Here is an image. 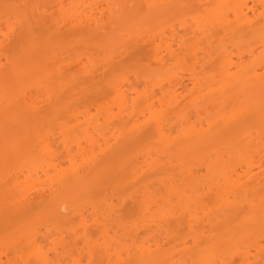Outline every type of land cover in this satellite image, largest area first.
<instances>
[{
	"label": "bare ground",
	"instance_id": "6f19581e",
	"mask_svg": "<svg viewBox=\"0 0 264 264\" xmlns=\"http://www.w3.org/2000/svg\"><path fill=\"white\" fill-rule=\"evenodd\" d=\"M43 1L46 2V0H42L40 5L29 7L30 14H23V19L20 18L22 27L20 26L19 31H13L12 29L9 35H5L8 39L9 37L16 38L15 48L25 47L32 26H41L45 24V21L53 20L54 17L56 18L54 19L55 38H57L56 40L59 43L77 34L85 36L92 34L91 38H93V34L96 35L95 32H97V35L94 36L96 38L103 31L105 19L108 15L111 18L119 16L124 19L122 18L124 16L120 14L129 8L126 1L111 0L109 12L106 14L101 9V5L98 6L97 2H95L97 3L96 6L94 0L93 2L92 0H53L52 3L55 1V7L45 10L46 7H43L45 2ZM150 1L136 0V8L142 9L144 6L158 19L166 18L171 14L170 12L174 7L179 8L177 10L184 9L183 5L189 1H196L201 9L208 4H214V9L204 10L203 15L192 18L195 21L194 24L184 21L179 23V29L174 26L171 27V32L165 29L158 34L154 30H146L145 34L142 32V38L138 42L141 44L135 47L144 49L143 51H153L154 54L151 58L152 67L160 70L161 73L156 74L155 77L149 76L146 81L147 85L151 86L146 91L144 89L141 93L139 88L134 87L135 85L132 86L133 83L129 84L130 81L128 82V80L119 81L110 87V89L113 88L111 91H113L114 102L117 104L119 113L114 114L113 108L111 109L104 117L107 124L106 127L99 125V121H97L98 123H93L92 118L87 117L91 114L88 111L85 113L86 115L80 112L81 117L77 113L75 115L71 110L65 111L61 114L62 116L56 118L57 121L65 122L64 120L66 119L67 123L73 124V126L68 125L67 131L63 132V135L65 134L64 136H66L63 147L65 153L68 154L66 159L71 164L68 170L62 169V163L58 161L61 157L59 153L61 147H58L57 151L56 149L54 150L56 142L54 143L52 139H54L55 134L44 136L37 130L36 133L31 134L32 136L30 135L34 122L36 120L39 121L40 116L37 115L38 110H36L35 100L32 101L33 97H30L31 94L29 95L30 92L28 90L33 89L38 95L42 94L50 102L52 100L58 101L61 98L60 95L58 96V94H61L58 92L61 88L59 85L56 87L54 85L55 83L57 84L58 80L64 78L62 67L53 66V68H57V70L54 69L53 71V69L41 66L36 60L41 54L52 51L55 54L52 57V64H54L57 58L56 45L50 39L42 49L41 47L35 48L32 46L28 49H23V56L19 57L21 60L17 58L9 60L11 66L9 71L6 72L7 74L5 73L4 81L0 78V122L9 123V127L0 124V138L6 135V129H8V132L9 130L10 132L13 131V135H9L13 142L0 143V188H5V191H0V248L4 249L3 252L5 254L3 255H7L6 250L11 249L8 252L17 251V254L15 253L16 256H21L20 259H22L24 264H54L52 257H50V252L43 251L46 244L42 239L46 236L42 232L43 229H40L41 227L38 228L39 225L36 227V225L32 224L33 219H29L30 211L35 208V204L39 200H49V205L52 206L50 209H53L48 211L50 212L48 214L46 211L44 213H46L48 219V216H50V220L53 219L51 221L58 224L54 223L56 227L61 228L60 223L63 220L64 226L65 219L67 221V218L74 214L82 218L83 227H87L89 223L84 217L85 213L77 210L79 206H76L80 199L77 188L84 184L83 180L85 177L83 175L86 172L84 168L92 169L99 163L100 159L107 157L115 150L127 136L128 139L129 137L134 139L135 136L142 133L147 125L154 132L155 149L158 148V152L169 157V163H165L162 158V160L154 159L152 157L153 154L148 152V154L146 153L143 156L146 158H143L145 165L137 166L134 158H132L133 161L125 163L121 168L119 167L118 169L120 170L122 167L124 169L118 172L121 175L119 180L122 181V184L124 182L129 183L133 188H131L133 190L132 195L129 198L127 197L128 199L122 198L123 201L139 199L141 213H144L145 218L146 216H151L153 219L150 220L151 222L149 221V224H152L149 227L148 221L146 223L147 219L144 218L145 221L134 223L135 225L133 224V227H131L132 230L124 227V241L132 239L133 244L131 246L133 247L131 248L130 246L126 247V244L123 245V243L112 247L106 241L102 244L97 241L92 245L90 244L91 237H88L86 249L89 250L90 257L92 256L94 260V258L96 259L99 256L97 259H103V262L100 260L101 264H234V260L237 258H241L244 264H254L252 261V249H256L260 255H263L264 188L259 187L264 183V156L258 159V156L256 158L255 155L260 152L259 149H264V138H262L264 134V0H170V3H168V0H160L161 4L157 2L151 3ZM204 2H207V4H204ZM117 8L119 11H117ZM44 10L46 12H52L53 10V14L50 16L51 13L46 14ZM44 13L46 14L45 17L43 16L45 15ZM195 24L198 26L197 29H195ZM165 31L169 33L167 34ZM0 32H3L2 29ZM124 35L127 36L123 37ZM137 38L138 36H136L134 29L124 32L120 36L121 40L126 41L136 40ZM126 44L129 45L130 43L126 42L123 46L128 49ZM2 46L3 41L0 42V48ZM107 48L108 46L104 45L100 47V49L104 50V53ZM109 48L112 49L111 47ZM122 48H113L109 52L110 56L106 57L109 59L107 65H112L116 59H121L124 56L123 54L127 53ZM115 51H119V53L115 55ZM235 51H237V54ZM185 58L191 60L189 68L190 78L187 84L183 77V79L178 80L176 79L178 78L177 76L175 78L164 76L167 73V69L170 68V64L181 65L187 61ZM246 58L247 60H245ZM81 60L83 59L79 60L78 65L76 64L77 68L76 70L73 69V72L77 71L79 76L82 74L80 77L83 79H92V82L96 81L97 77L95 74L99 70L93 71L89 69L91 66L88 67L84 63L85 61ZM2 62L0 58V70L3 67ZM105 62L107 63L106 60ZM217 62L218 66L215 67V70L208 71V68ZM71 64H73V61ZM198 69L202 70L199 71ZM197 70L202 73H198ZM27 79H31L32 83H29ZM7 82L10 83L8 84ZM190 86L192 87L190 88ZM194 91L198 93L196 106L199 105L200 99H203V103H207L206 109H208L211 116L209 126L217 130L215 136L228 137L229 140L227 139V141L223 142L227 149H236L235 142H238V140L240 142L242 138L244 146L243 153L239 155V159L247 168L245 173L243 172L244 175H240L241 173L235 167L237 166L235 165L237 162L235 156H231V164H228L217 152L215 160L209 165L204 166V161L200 163L197 162L198 160L193 161V163L197 164L189 163L190 158L194 156H191V154L200 146H206L210 142L204 123H200L201 120L197 119L194 114H186L183 111L187 98L186 94H193L195 93ZM160 96H163V98H159ZM204 105L203 107H206V104ZM139 106H143L141 112L136 111ZM166 110H169L168 112L172 110L174 114L180 111L177 114L179 118L178 125L181 124L183 139L182 135H180L181 138H173V131L172 128H169L170 124L166 117ZM70 113L71 115H69ZM83 117H85L84 123L81 122ZM113 124L115 126L118 124L119 126L115 132H113V129L110 130V126ZM253 128L259 133L257 139L254 138L255 132L252 131ZM75 129L76 131L78 129L77 132L81 131V129L82 131L84 130V135L81 134L83 137L80 136V138L84 141L87 140L88 142H86L90 144L92 149H83V141L81 140L80 142V138L74 139L72 137L73 132L71 130ZM19 130L22 131L24 138H26L24 142H21V145L17 144L20 138L15 134ZM95 134L96 136L98 135V138H96ZM50 136L53 137L51 138ZM71 143L73 147L74 145L78 146L81 152H79V156L73 155L74 151L73 147L70 146ZM9 155H13L16 162L25 160L23 165L12 169L13 172L18 169L16 173H13L8 168L1 170L2 166L8 165L4 161ZM187 157H189V160ZM79 158L82 160L79 161ZM83 158L85 161H83ZM174 162H177L180 168L173 166ZM82 163L85 164L81 166ZM169 166L172 172L167 174L166 171ZM201 166L206 167L205 169L209 170L211 175L206 185L202 186V189L204 191L208 189L210 193H214L215 208L217 213L221 215L207 212L205 206L201 205L203 195L200 194L201 191L197 182V174L203 171ZM144 169L154 171L157 177L160 175L159 178H161H158L157 182L160 188L162 187L161 190L152 188L151 184H142L144 180L141 178V174L146 172ZM239 169L243 168L240 167ZM176 170H181L184 175L189 173V183L186 184L185 181L182 183L184 186L183 191H180L177 185ZM51 172H55V175L52 176ZM161 172L162 174H160ZM40 174L42 178H47V180L45 178V182H40ZM10 175L13 176L10 178ZM25 187L27 190L24 189ZM73 190H75L73 199L64 198L65 193L68 194ZM164 192L166 195H161ZM167 197L169 200L166 199ZM173 199L178 204H175ZM158 203H163L166 208L160 209V206V214L154 215L151 210L153 204H157L156 207H159L160 204ZM106 206L105 213H101V207L93 206V209L97 216V219L94 220V225L101 226V233L107 239L109 232L106 230L107 226L101 221L103 219L106 222L109 221L116 214L118 205L106 202ZM200 209L203 210L204 217H199ZM147 211H151L154 216ZM232 211H240L237 215H241V217H238L240 219L234 225L232 233H228V236L223 238L225 233H222L221 230L224 222L221 217L227 218ZM145 212H147V215ZM40 216L42 217V215ZM183 216L186 220L179 227H184L188 230L191 237V240H183L180 244L181 247L183 245L182 251L184 250L187 253L183 251L188 256L187 260H184L183 256L185 255L182 254L181 256L180 253L182 251H178L179 253L173 250L171 252L167 251V253L164 252L162 238L158 236L160 227L158 228L159 225H155L159 221L164 223L162 224L163 226L166 224V227L167 223L171 222L170 220L178 221ZM24 217L27 218L23 220ZM151 217L149 218L151 219ZM40 218L38 220L39 223ZM142 223L146 225L140 226ZM152 225L157 227L153 228ZM146 226L149 229L152 226L149 231L153 230V233H150L151 236L148 233L149 237L146 235L143 239L144 241L141 240L140 242L139 238L136 237L137 234L134 236L133 234L140 228H146ZM205 228H208L206 232H204ZM170 229V227L166 228V230ZM206 233L208 235L205 237ZM78 234L75 230V241L69 246V250L66 249L68 245L64 244L65 241L60 242L58 245L61 244L62 247H56V250L61 247V249H64L63 254L65 249L66 253L71 250L77 251L79 240L76 237H78ZM204 238L207 239V246L198 251H193V247L200 246ZM180 245L178 246L180 247ZM219 246L224 251H220ZM242 249H246V251L243 252ZM58 251H56L57 254H59ZM72 251L71 255L74 253ZM82 259H77L76 262L74 259V264H83L84 260L82 261ZM2 260L0 258V264H4ZM261 262L258 263L260 264Z\"/></svg>",
	"mask_w": 264,
	"mask_h": 264
},
{
	"label": "rangeland",
	"instance_id": "374dc122",
	"mask_svg": "<svg viewBox=\"0 0 264 264\" xmlns=\"http://www.w3.org/2000/svg\"><path fill=\"white\" fill-rule=\"evenodd\" d=\"M52 1L53 0H49V1L46 0L47 4L45 1H43V2H45V4L43 3L44 4L43 7H46V9L44 8L45 10L50 9L52 7H55L54 5H56V4H54V3L56 0L54 1V3H52ZM120 1H126V4H128V6H129V8L124 13L120 14V15L124 16V17H122L124 19H121L119 16H116V18L112 17V18H114V19H112L110 15H108V16L106 15L107 18L105 19L104 29H102L103 31H101V32L99 31L100 33L98 34V37H96V38L94 36L97 35V32H95L96 35L93 34L94 35L93 38H91L92 34L86 35V36L77 34V35H73L68 40L67 39L64 40L65 43L64 42L59 43V41L56 40L57 38H55L56 37V30H55V25H54V23H55L54 19H56V18L54 17L53 20H51V21L47 20V22L45 21V24H43L41 26H32V30L30 32L29 39L26 41L25 47L20 48L21 47L20 46V47L15 48V39L16 38H13V37L10 38L9 37V39H8V37L6 38L5 35H9L11 33L12 29H13V31H15V30L19 31L20 28L22 27L20 25V24H22V20L20 18H22L23 14H30L31 11H29V7H32L34 5H40V3H42V0H0V25H1L0 27L3 31V32H0V40L3 41V46L0 48V58L3 61L2 62L3 67H2V70H0L1 80L5 79L4 78L5 73L7 71H9V68L11 66L9 60H11L13 58H17V59L21 60V58H19V57L23 56V53H22L23 49H25V48L28 49L31 46L35 47V48L41 47V49H42L44 47V45L46 44V42L50 41V39H51V41L54 42V44L57 47V50H56L57 58H56V62L54 64H52V57L55 54L52 51L51 52H45V53L41 54L40 56H38L36 58V60H38V62L41 66H45V67H48L50 69H53V71H54V69L57 70V68H53V66L54 67H56V66L62 67V69H63L62 72L64 73V78L62 80H58L57 84L55 83V85H54V87L59 85V87L61 88L58 91L61 93V94H58V96L60 95L61 98L59 97L60 99H58V101L52 100L53 102L52 101L50 102L42 94L38 95L33 89L28 90L30 92L29 95L31 94L30 97L31 98L33 97L32 101L35 100L34 103L36 105V110H38L37 115L40 116V120L39 121L36 120L34 122L33 128L31 129V132H30V135L31 134L33 135L34 133H36L37 130H39L41 132V134H43L44 136L55 134L54 139H52L54 141V143L56 142L55 143L56 145H54L55 146L54 150L56 149V151H57V148L61 147V150H59L61 157L58 161L62 163L61 166H63L62 169H64V170L70 169L71 164H70V161L68 159H66L68 154L65 153V150L63 147V145H64L63 143H64V140L66 137V136H64L65 134L63 135V132L67 131L66 128L68 125L73 126V124L67 123L66 119L64 120L65 122L57 121L56 118L62 116L61 114L64 113L65 111L67 112V111L71 110L72 112H74L75 115H76V113L78 115L80 112H81V114L83 113L84 115H86L85 113L88 111L91 114H90V116L88 115L87 117H91L93 123L94 122L98 123L97 121H99V123H98L99 125L106 127L107 124L105 123L106 121L104 120V117H106V115L111 111V109L113 108L112 110L114 111V114L119 113L118 108H117V104H116V102H114L115 97L113 95V91H111L113 88L110 89V87H112L113 85H115L119 81H122V80L127 81L128 80V82L130 81L129 84L133 83L132 86L135 85L134 87L139 88V91L141 93L144 89L146 91L147 88L149 89L151 86L149 84L147 85V81H146V80H148L149 76L155 77L156 74L161 73L160 70L154 69L152 67V59L151 58H152L154 52L153 51H143L144 49H139V48L135 47L136 45L141 44L138 42L142 38V36H141V35H143L142 32H144V34H145L146 30H149V31L154 30V32L158 34L162 30L164 31V29L171 32V30H170V29H172L171 27L174 26L175 28L179 29V26H180L179 23H182L184 21H189L190 23L194 24L195 21L192 18H196V17L203 15L204 10L214 9V4H208L203 9H201L200 6L198 7V3L196 1H189V2H186L185 4L183 3L184 5L182 4L184 6V9L181 8L182 10H177L179 8L174 7V8H172V11L170 12L171 14H169L166 18L163 17L162 19H158L156 16L151 14V11L148 10V8H145L144 6L142 9L136 8V0H120ZM50 2H51V4H50ZM92 2H93V0H92ZM95 2L98 3V6L101 5L100 6L101 9H103V11L106 12V14H108L109 4L112 2L111 0H96V1L94 0V3ZM150 2L151 3L157 2L158 4H161L160 0H151ZM170 2L171 1L168 0V3H170ZM97 3H95L96 6H97ZM204 4H207V2H204ZM101 9H100V11H101ZM45 10H44V12L46 14L51 13L50 16L53 14V10H52V12L51 11L46 12ZM23 11L26 13H24ZM117 11H119L118 8H117ZM46 14L43 16L45 17ZM56 16H58V15H56ZM197 27L198 26L195 24V29H197ZM1 29H0V31H1ZM49 29H50V31H49ZM132 29H134V32H136V36H138V38L136 40L126 41V40L120 39V36L123 35L124 32H127V31L132 30ZM165 32L167 34L169 33L167 31H165ZM125 36H127V35H124L123 37H125ZM117 39H119V40H117ZM126 42L128 44L130 43L129 45L126 44L127 46L125 45L126 48L128 47V49H125V47H123ZM102 45H104L106 47L108 46V48L105 49L106 54L111 52V50L113 48L119 49L122 47H123L122 50H126L127 53L123 54L124 56H122L121 59H116L112 65H107L109 63V61H108L109 59L106 57H109L110 53L107 54V56H106V54L104 53V50H103L104 48L100 49V47ZM109 47H111L112 49H110ZM114 50H116V49H114ZM120 52H121V49H120ZM235 52L237 54V51H235ZM114 53L116 55L117 53H119V51L118 52L115 51ZM91 57H92V60H91ZM80 59H83L85 61L84 63L87 64L88 67L91 66V68H89V69H92L93 71L99 70L97 73L95 72L97 74V75L95 74V76L97 77L96 81L92 82L91 81L92 79L91 80L90 79H83L82 77H80L82 74L79 76L77 71L73 72L74 71L73 69L76 70V68H77L76 66L78 65L77 63L79 62ZM185 59H187V61L181 65L175 66V64H173V63L170 64V68L167 69V73H165L164 76L167 78H175L177 76L178 78H176V79H178V80H181L184 78L185 83L187 84L189 81L188 79L190 78L189 68L191 66V60L189 58H185ZM188 59H189V61H188ZM83 60H81V61H83ZM105 60L107 61V63L105 62ZM245 60H247V58ZM72 61H73V64H71ZM94 63H95V65H94ZM96 64H98V65H96ZM216 66H218V62L215 63L214 65L210 66L208 68V71L215 70ZM198 70L201 71L202 69H198ZM198 70H197V72H198ZM2 73H3V78H2ZM198 73H202V72H198ZM84 78H86V77H84ZM6 79L8 80V78H6ZM27 81L29 83H32L31 79L30 80L27 79ZM157 81H159V80H157ZM7 83L9 84L10 82H7ZM62 87L64 88V90ZM191 87L192 86H190V88ZM133 89H135V88H133ZM61 90H62V92H61ZM186 96H187L186 101H185V107L186 108L184 107L185 110L183 109V111H185L186 114H189V113L194 114V116L197 117V119L201 120L200 123L201 122L204 123L205 131L208 132V137L210 140V142L206 146L202 145L199 148L197 147L198 149L196 151H194L193 154H191V156L194 155L190 158L191 160H189V157H187V159L189 160V163L191 162L192 164H194L195 162L193 163V161L198 160L197 162H200V163H201V161L202 162L204 161V163H203L204 166L209 165V164H211L212 161L215 160L216 152H217V154L219 153V155H221L224 158L223 160L228 164H231V160H230L231 156H235L237 159V162L235 164L237 166H235V167L238 169V172L241 173V174L240 173L239 174L242 175L243 172L245 173V170L247 169L246 165H244L242 163V161H240V159H239V155H241L243 153L244 142H243L242 138H241L240 142H239V140H238V142H235L236 149H234V150L227 149L226 145L223 142L227 141L228 137L227 136H224V137L215 136L217 134V130L212 129V127L209 126L211 116L208 112V109H206L207 103H203V99H200L199 105L196 106V103H197L196 101L198 98L197 91L193 94H189V95L186 94ZM134 97H135V95H134ZM159 98H163V96H160ZM204 104H206V107H203ZM142 110H143V106L142 107L139 106L138 109H136V111H138V112H141ZM168 111L169 110H166V112H167L166 117L169 120L168 121V123L170 124L169 128H172L173 138L174 139H177L178 137L181 138L180 135H182V139H183L184 136H183V132L181 130L182 127L180 126L181 124L178 125L179 118H178L177 114H179L180 111L177 114H174V112L172 110H170V112H168ZM71 113L69 115H71ZM210 113H214V112H210ZM183 114H184V112H183ZM79 116H80V114H79ZM147 117H149V116L147 115ZM148 120H147V122H148ZM81 122L82 123L85 122V117H83V119H81ZM0 124L4 125L6 127H9V123H7V122H0ZM95 125H97V124H95ZM110 127H111L110 130L113 129V132H115L117 130L116 129L117 127L119 128L118 124L116 126L113 124ZM102 129H100V130H102ZM6 131H7L5 133L6 135H3L0 138V143L13 142V140L10 139L11 137L9 136V135H13L12 134L13 131L10 132V130H9L10 134L8 132V129H6ZM71 131L73 132L72 133L73 135L72 134L71 135H72V137H74V139L80 138V136L83 137L82 135H84V133H83L84 130L82 131V129L79 132H77L78 129H77V131H76V129L71 130ZM252 131L255 132L254 138L257 139L259 137V133L256 132L255 128H253ZM15 134H17L20 138V139H18L17 144L21 145V142H24V140L26 138H24L21 130L15 132ZM95 136H96V134H95ZM97 136H96V138H98ZM262 138H264V134L262 135ZM81 140L83 141L82 144L84 143L82 145L83 149H86V150L92 149L90 144L87 143L88 142L87 140H86L87 141L86 142L80 138V142H81ZM155 141L156 140H155L154 132L152 130H150L149 125H147L144 128V130L142 131V133L139 134L138 136H135L134 139L130 138V137L128 139V136H127V138H125V140H123V142L120 145H118L115 148V150H113L107 157L100 159L99 163L97 165H95L94 167H92V169H89L88 167H85V168L83 167L86 171V172H84V175H83L85 177L83 180L84 184H81L77 188L78 189L77 192L80 195V199L76 203V206H79L77 210H80L81 212L83 211L85 213L84 217L88 221L87 223H89L87 225L88 228L85 227L87 230L83 227V225L81 223L82 218L78 217V215H75V214L73 216H69V218H67V221L65 219L64 226H63V222H64V220H63L62 223H60L61 228L56 227L55 224H57V223L54 221H51L53 219L50 220V218H51L50 216H48L49 217V219H48L46 213H44L46 211L48 214V213H50L48 211H52V209H53V208L50 209L52 206L49 205L50 204L49 200H39L37 202V204H35L36 206L34 205L36 209L33 206L34 209H32V210H34V211L31 210L33 213L30 211V215H29L30 218L28 217V215H27V217L31 220L33 219L32 224L36 225V227L39 225L38 228L41 227L40 229H43L42 232L47 237V238L45 237L44 239H42V241H45V244H46V246L44 244L45 247H44L43 251L44 252L45 251L50 252L49 254L51 255L50 257H52L54 264H60V263L61 264H74L73 260L75 259V262H76L77 259H80V258H83L82 259V261L84 260L83 264H101L100 260L102 261L103 259H100V258L97 259L99 257L98 256V257H96V259L94 258V260H93L92 256L90 257V255H89V250L86 249V243L88 242V240H87L88 237H91L90 244H92V245L95 244L97 241L99 244L105 243V241H106L107 244L112 245V247H115L117 244L122 245V243H123V245L126 244V247L130 246V248H131V247H133V246H131L133 244L132 239L131 240L128 239L129 241H124L125 240L124 236H123L124 235V233H123L124 227H125V229L129 230V229H131V227H133L132 225L134 223L137 224L139 222H142V220L145 221V219H147L146 223L148 221L147 224L150 227V224H152V223L149 224V221L152 220L153 218L151 216H149V217H151V219L148 216H146V218H145L143 215L144 213H141L142 210H141L140 202L138 201L139 199H134V200L129 199L126 202L123 201V199H128L129 196L132 195V191H133L132 189L133 188L130 186L129 183L124 182L122 184V181L119 180V178L121 176L119 174V172H121L122 169H124V168L122 167L121 170L118 168L119 167L121 168L122 165L124 166L125 163H129V161L130 162L133 161L132 158H134L135 162L137 163V166L145 165L143 163L144 162L143 156L146 155V153L148 154V152L153 154L152 157L154 159H161L162 158V159H164L163 161L165 163H167L169 161V157H167L164 154L162 155V153L158 152L157 151L158 148L155 149V147H156ZM76 142H77V140H76ZM68 143H70V142H68ZM186 144L188 145V143H186ZM52 145H53V143H52ZM70 146H72V143ZM9 149H11V148H9ZM72 149L74 151V153L72 152L73 155H78V156L80 155L81 152L79 151L78 146L74 145V147ZM259 151L260 152L256 153L257 155H255L256 158L258 156V159H260L262 156H264V149L263 148H262V150L259 149ZM86 157L88 158V156H86ZM144 159H146V158H144ZM81 160L82 159H80L79 161H81ZM83 161H85V159ZM4 162L7 163L8 165L2 166L1 170H5L6 168L12 170V169H15L16 167H19V165H23L25 160H22L20 162H16L15 157L13 155H9L8 158L6 159V161H4ZM83 164H85V163H82L81 166H83ZM195 164H197V163H195ZM200 165H202V164H200ZM173 166H176V168H180V165L177 162H174ZM240 167H242L243 169H239ZM86 168H88V169H86ZM144 168H145V166H144ZM205 168L206 167H202L203 171H200L197 174L198 188H200V191H201L200 194L203 195V199H202L203 202L201 203V205L205 206L207 212H212L213 214L221 215L220 213H217V210L215 208L216 202H215L214 193L213 192L210 193V191L208 189L206 191H204L202 189V186L206 185V183L208 182V180L210 179V176H211L210 171L205 169ZM168 169L166 171L167 174L172 172V170L170 169V166ZM145 171H146L145 174H143V173L141 174V178L144 180V182L142 184H144V183L145 184H151L152 188H154V189L158 188L161 190L162 187L160 188L159 183L157 182L158 181L157 179L159 178L160 175L158 174L159 176L157 177V175L154 171L153 172L148 171V170H145ZM12 172H13V170H12ZM16 172H18V169L16 170ZM16 172H13V173H16ZM51 173H52L51 174L52 176L55 175L54 174L55 172H51ZM165 173H163V174H165ZM41 174L44 176L43 173H41ZM41 174H40V176H41ZM117 174H119V175H117ZM160 174H162V172ZM175 174L177 175L176 179L178 180L177 185L179 186V190L183 191L184 186L182 185V183L184 181L186 184L189 183V178H188L189 173H186L184 175V173H182L181 170H176ZM11 176H13V175H10V178H11ZM10 178L8 177V179H10ZM45 178L46 177L42 178V176H41L39 178V179H41L40 182L41 181L45 182ZM35 179H37V177H35ZM46 180H47V178H46ZM36 184H38V183H36ZM261 187L264 188V183L259 188H261ZM24 189H26V187ZM0 191L1 192L5 191V188L1 187ZM74 191L75 190H73L72 192L69 191L70 193H68V191H67L68 194L65 193L66 196L64 195V198L66 197L69 199H73ZM129 193H131V194H129ZM161 195H166V194L164 192V194L161 193ZM125 196H126V198H124ZM166 199L169 200L168 197ZM173 201L175 204H178L176 200L173 199ZM106 202L108 204L118 205L117 206L118 209L116 211V214L109 221L106 222L103 218H102L103 220L101 219L102 221L100 220L101 222H104V224L107 226L106 230L109 232L108 233L109 236L107 239L104 238L102 233H101V226H95L94 225L95 224L94 220L97 219V216H96L94 209H93V206L101 207L100 211H101V213H103L104 210L107 209ZM158 204H160V203H158ZM156 205L153 204V208L151 210L152 212H154V215L160 214L159 213L160 209H162L164 207L166 208V206H164L163 203H161L159 205V207L158 206L156 207ZM160 206H161V208H160ZM151 207H152V205H151ZM151 211L150 212L147 211V212L151 213V215H152ZM202 211L203 210L200 209V211H199L200 216L199 217H204V213ZM147 212H145L146 215H147ZM239 212L240 211H232L231 214L227 218L221 217V220L224 222V224L222 226V230H221L222 233H225L223 238L227 237L228 233H232V229L234 228V225L237 224L239 219H240L238 217H241V215L240 216L237 215ZM36 213H38V214H36ZM31 215H32V218H31ZM36 215H37V217H36ZM40 215H42V217ZM154 215H152V216H154ZM142 217H143V219H141ZM26 218L24 217L23 220H25ZM39 218H40V223L38 222ZM184 218L185 217L183 216V217H180L178 219V221L170 220L171 221L170 223L166 222L167 223L166 227H165L166 224L163 226L162 224H164V223H160L159 221H158L159 223L156 222L155 225H157V226L159 225L158 228L160 227L158 229L159 230L158 236L160 238H162V244H163L162 247H164L165 251L163 250V248H162V250L164 252L167 253V251L171 252L172 250L175 252L176 251L177 252L182 251L183 245L181 247V245H180L181 242L183 240L186 241V239L191 240V237L189 236L190 235L189 231L186 230L184 227H179L182 224H184V222L186 220V218L185 219ZM19 223H21V222H19ZM24 223H23V225H24ZM144 223L140 224V226L146 225ZM21 225H22V223H21ZM152 226L150 229L147 226H146V228H140L138 231H136L137 233L135 232L133 234V236L135 234H137L136 237L139 238L140 242H141V240L144 241L143 239L146 237V235H147V237L151 236L150 233L153 230L151 232L149 230L152 229ZM154 226H153V228L157 227V226L156 227H154ZM168 227H170L171 229L166 230V228H168ZM223 227H225V228H223ZM207 229L208 228H205L204 232H206ZM75 230L77 233H79L78 237H76V239L79 240V244H78L79 246H78V250L77 251L73 250L74 253H72L73 255H71L72 250L70 252L67 251L69 253L68 254V253H66V249L69 250L70 249L69 246L73 243V241H75L74 240L75 239V237H74ZM43 233H42V235H43ZM148 233H149V236H148ZM207 235L208 234L206 233L205 237ZM62 241H65L64 244L66 243L68 245V247L65 249L66 254L65 253L63 254L64 249H61L62 245L61 244L58 245ZM206 243H207V239L204 238V240L202 241L200 246L193 247V249H194L193 251H195V250L198 251V250L206 247L207 246ZM178 245H180L181 248ZM263 245H264V242H263ZM59 246H61L60 249L56 250V247L59 248ZM3 250L0 248V258L3 259L2 263H4V264H24L22 262V259H20L21 256L20 257L18 255L16 256L17 251L16 252H8V251H11V249H9L8 251L6 250V253H8L7 254L8 256H7V255H3V254H5V252H3ZM219 250L224 251V249L220 246H219ZM242 250H243V252L246 251V249H242ZM56 251H58L59 254H57ZM183 251L180 254H181V256H182V254L185 255V256H183L184 260H187L188 259V256L186 255L187 253L184 251L186 253V254H184ZM81 252H82V254H81ZM178 256H180V255H178ZM62 260H65V261H62ZM261 260H264V253H263V255H260L258 253V251L253 248L252 249V261L254 262V264H259L258 262H261ZM234 261H235L234 264H244V262L241 260V258H237ZM134 264H139V263H134ZM260 264H264V261H262Z\"/></svg>",
	"mask_w": 264,
	"mask_h": 264
}]
</instances>
